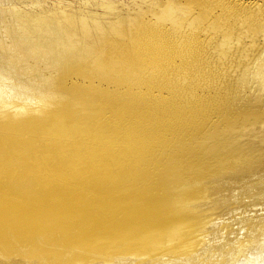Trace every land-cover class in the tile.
<instances>
[{
	"label": "rangeland",
	"instance_id": "374dc122",
	"mask_svg": "<svg viewBox=\"0 0 264 264\" xmlns=\"http://www.w3.org/2000/svg\"><path fill=\"white\" fill-rule=\"evenodd\" d=\"M230 1L0 0V184L28 159L56 186L44 197L0 189V264H264V52L237 46L264 40V1L256 12ZM173 27L219 44L174 40ZM176 51L195 58V86L241 95L196 114L227 124L213 134L235 133L197 153L208 186L221 172L209 190L185 179L183 151L169 145L173 108L149 89L155 63ZM232 72L241 82L228 83Z\"/></svg>",
	"mask_w": 264,
	"mask_h": 264
},
{
	"label": "bare ground",
	"instance_id": "6f19581e",
	"mask_svg": "<svg viewBox=\"0 0 264 264\" xmlns=\"http://www.w3.org/2000/svg\"><path fill=\"white\" fill-rule=\"evenodd\" d=\"M230 0H228L229 2ZM232 1H240V0H232ZM259 1L262 2V0H249L248 3H247V6L250 7L249 9H251L252 11L256 12L257 10H259L258 8L260 7L261 8V5L259 4ZM264 1V0H263ZM227 2V0H226ZM231 2V1H230ZM229 4V3H228ZM234 4V3H233ZM236 4V3H235ZM238 4V3H237ZM236 4V5H237ZM242 4V2L240 3ZM230 5V4H229ZM245 5V3H244ZM264 5V4H263ZM232 6V5H231ZM239 6V5H238ZM215 8V7H214ZM217 8V7H216ZM233 8V7H232ZM240 8V7H239ZM225 9V8H224ZM228 9V8H227ZM236 9V8H235ZM243 10V8H241ZM248 9V8H247ZM257 9V10H256ZM232 10V9H231ZM234 10V9H233ZM241 10V12L243 13V11ZM212 11V10H210ZM219 11V10H218ZM221 11V10H220ZM229 11V9H228ZM246 11V10H245ZM232 12V11H230ZM229 12V13H230ZM237 12V10H236ZM239 12V11H238ZM213 13V12H212ZM223 13V12H222ZM227 13V12H226ZM226 13L225 16H226ZM234 15V13H232ZM231 14V15H232ZM241 14V13H240ZM247 14V13H246ZM249 14V12H248ZM211 15V14H210ZM219 15V14H218ZM239 15V14H238ZM243 15V14H242ZM223 16V15H222ZM224 16V17H225ZM237 16V15H236ZM235 16V18H236ZM258 16V15H257ZM209 17V16H208ZM217 17V16H216ZM216 17L214 18V20H217ZM221 17V16H220ZM229 17V16H228ZM242 17V16H241ZM252 17V16H251ZM256 17V16H255ZM234 18V19H235ZM222 18H219V20ZM226 19V18H224ZM237 19V18H236ZM235 19V20H236ZM245 19V18H244ZM254 19V18H253ZM241 18L240 20H236V24L238 25L240 22H241ZM249 20H250V17H249ZM257 22L259 21L258 19H256ZM262 20V18H261ZM260 20V22H261ZM208 21V20H207ZM218 21V20H217ZM248 21V20H247ZM219 22V21H218ZM228 22V21H227ZM226 22V23H227ZM232 22V20H231ZM256 22V23H257ZM259 22V23H260ZM217 23V22H216ZM215 23V24H216ZM221 23V22H220ZM223 23V22H222ZM230 23V22H229ZM235 23V22H234ZM246 23V22H245ZM232 24V23H231ZM248 24V23H247ZM250 24V23H249ZM262 24V23H261ZM224 24H221L220 26H222ZM233 25V24H232ZM245 25V24H244ZM254 25V24H253ZM260 25V24H259ZM241 26V25H240ZM187 27V26H186ZM208 27V26H207ZM224 27V26H223ZM223 27L221 28V30H225L226 29H223ZM226 27V26H225ZM230 29H229V28ZM227 29L228 30H231V26L228 25ZM232 27H236V28H239L238 26H232ZM173 27V35H174V40H178V41H182L187 40V37H194V39L198 40V41H203V43L205 44V41H208V40H214L215 38V34H217V38H218V33H214V32H209L208 30L206 32H189L186 31L185 29H178V28H175ZM188 28V27H187ZM209 28V27H208ZM206 28V29H208ZM241 28V27H240ZM206 29H203L206 30ZM195 30V29H194ZM202 30V29H201ZM220 30V31H221ZM240 30V29H239ZM196 31V30H195ZM200 31V29H199ZM216 32V31H215ZM224 32V31H223ZM227 35H228V31L226 32ZM220 34V33H219ZM222 34V32H221ZM224 35V33H223ZM233 36V35H232ZM231 36V37H232ZM221 37V36H220ZM225 37V36H224ZM184 38V39H183ZM215 38V39H217ZM223 38V37H222ZM234 38V37H233ZM193 39V40H194ZM236 39V37L234 38ZM250 39V38H249ZM190 40V39H189ZM240 39H238L237 42L238 45L237 46H240V47H249L250 49H253L255 52H264V40H261V41H258L256 43H251L249 40H245V41H242V43L239 41ZM215 41V40H214ZM220 41V40H219ZM233 41V40H232ZM256 41V39H255ZM186 42V41H184ZM193 42V41H192ZM209 42V41H208ZM216 42V41H215ZM236 42V41H235ZM177 43V42H176ZM181 42H179L180 44ZM189 43V41H188ZM188 43L186 44L188 46ZM195 43V42H194ZM202 43V42H201ZM201 43H198V44H201ZM217 43V42H216ZM178 44V45H179ZM209 44V43H208ZM215 44V43H214ZM219 44V43H217ZM176 45V44H175ZM182 45V44H181ZM185 45V44H184ZM192 46V44H189ZM194 45V44H193ZM203 45V44H201ZM213 45V44H212ZM190 46V47H191ZM196 46L197 45V42H196ZM221 46V44H220ZM231 46V45H230ZM184 47V46H183ZM205 47V46H204ZM207 47V46H206ZM210 47V45L208 46ZM238 47V48H240ZM186 48V47H184ZM192 48V47H191ZM198 48V47H197ZM236 48V47H235ZM176 49V48H175ZM199 49V48H198ZM207 49V48H206ZM215 49V47H214ZM241 49V48H240ZM248 49V48H247ZM180 50V48H179ZM178 50V51H179ZM203 50V49H202ZM219 50V49H217ZM182 51V49H181ZM187 50H185L186 52ZM196 51V50H195ZM200 51V50H199ZM210 51V50H209ZM214 51V50H212ZM226 51V50H225ZM191 52V51H190ZM194 52V51H193ZM207 52V51H206ZM205 52V53H206ZM177 53V51H176ZM211 53V51H210ZM209 53V54H210ZM171 54V53H170ZM198 54V53H197ZM202 54V53H201ZM208 54V53H207ZM220 54V53H219ZM228 54V53H227ZM179 55L178 53L177 54H174V55H169L168 57H164V55L162 56V58L158 59V61L155 63L153 69L151 70V74H150V93L153 97V99L157 100V101H161V102H164L166 103L167 105H169L170 107L172 106V115H168L166 114L170 119H171V123L173 125V133H170V142H169V145L170 146H173L175 147L177 150L179 151H183L182 152V162H181V166L184 170V172L186 173L185 175V179L187 180V176L188 174L191 175L192 177V182L195 183V186L199 189H205V190H209L210 188L212 187H217V186H221V183H222V176H221V172L220 170H218L217 168L214 169L213 173L211 174L210 176V182L212 181L213 183V186L209 185L208 186V177H209V173H203L201 172L200 170L202 168L199 169L198 165L197 166H194L193 164L195 163L196 159H197V153L199 151H201L200 149H202L204 147L205 144H208L210 143L211 141H216V139H220V138H227V137H230V136H233V134L235 133H231V131H224L223 133H216V134H213L215 132V130L218 128V129H224V126L226 123L220 125V123H218V117L220 116H203L202 118L200 119H196L198 118L196 116V114L199 112L200 114V111L202 110H205L206 107H202V103H206L207 100H211L210 102L213 101V103H217L218 102H222L223 104H227V102H237L238 100V90L237 91H231V88L230 87H227L225 88V90H223V88L220 86L222 84L219 85V82L217 85H211V87H199V86H195L193 84L194 82V79H193V82H192V78L193 76L191 75V72L189 74L190 71H187L188 70V67H189V64L188 62L190 61L189 60V57L188 56H182L180 54V56H177ZM190 55V54H189ZM193 55V54H191ZM200 55V53L198 54ZM217 55V54H215ZM194 57H196L194 55ZM202 57V56H201ZM214 57V55L212 56V58ZM216 57V56H215ZM221 57V56H220ZM223 57V56H222ZM198 58V57H197ZM196 58V59H197ZM211 58V59H212ZM217 58V57H216ZM254 58V57H253ZM195 59V58H194ZM194 59H191L190 62H192V60ZM201 59V58H200ZM204 59H207V56H204ZM218 59V58H217ZM246 59V58H245ZM198 60V59H197ZM201 60V61H202ZM208 60V59H207ZM215 60V59H214ZM257 60V59H256ZM195 61V60H194ZM193 61V63H194ZM199 61V60H198ZM197 61V62H198ZM201 61L199 63H201ZM206 61V60H204ZM203 61V62H204ZM208 62V61H207ZM212 62V61H211ZM216 62V61H215ZM218 62V61H217ZM219 62H220V59H219ZM196 63V61H195ZM214 63V62H213ZM204 64V63H203ZM211 64V63H210ZM215 64V63H214ZM194 65V64H193ZM207 65V63H206ZM205 65V66H206ZM227 65V64H226ZM252 65V64H251ZM212 66V65H211ZM224 66V64H223ZM229 66V65H228ZM227 66V67H228ZM231 66V65H230ZM233 66V64H232ZM231 66V68H232ZM191 67V65H190ZM207 67V66H206ZM213 67H215L213 65ZM236 67V66H234ZM234 67L232 69H234ZM243 67V66H242ZM194 68V66L192 67ZM191 68V69H192ZM225 68V67H224ZM241 68V67H240ZM187 69V70H186ZM195 69V68H194ZM197 69V68H196ZM195 69V70H196ZM207 69V68H206ZM213 69V68H212ZM237 69V68H236ZM250 69V68H249ZM193 70V69H192ZM200 70V69H199ZM209 70V68L207 69ZM207 70L205 72H207ZM221 70V69H220ZM235 71V70H234ZM233 71V72H234ZM200 72V71H199ZM198 72V73H199ZM204 72V70H203ZM232 72V74L230 73L229 74H226L227 76L229 75V82L230 84H234V83H237V82H241V79L242 77L238 74H234ZM236 72V71H235ZM242 73V72H241ZM195 74V73H194ZM208 74V73H207ZM211 74V72L209 73ZM218 74V73H217ZM217 74L215 73L216 75V78H217ZM234 74V75H233ZM197 75V74H196ZM199 75V74H198ZM206 75V74H205ZM212 75V74H211ZM214 75V74H213ZM215 75L213 76L215 78ZM219 75V74H218ZM221 75V74H220ZM201 76V74L199 75V77ZM204 77V75H202ZM201 76V77H202ZM219 77V76H218ZM219 78H223V77H219ZM225 78V77H224ZM260 78V76H259ZM198 79V78H197ZM201 79V78H199ZM208 79V77H207ZM218 79V78H217ZM227 79V78H226ZM204 80V79H203ZM202 80V81H203ZM163 81H168L169 84L167 83L166 85H162V82ZM197 81V80H195ZM208 81V80H207ZM211 81H214V80H211ZM221 81V80H220ZM225 81V80H224ZM256 81V79H254V82ZM260 81V79H259ZM250 82V81H249ZM223 83V82H222ZM226 83V82H225ZM259 83V82H258ZM197 84V83H196ZM203 84V83H201ZM197 85H200V84H197ZM205 85V84H203ZM207 85V84H206ZM205 85V86H206ZM208 85H209V82H208ZM229 85V84H228ZM227 86L224 84V87ZM230 86V85H229ZM227 89V90H226ZM245 91V90H244ZM241 94V93H240ZM258 95V93H257ZM241 97V95H239ZM245 96V95H243ZM250 96V94H249ZM255 96V95H254ZM246 98H243L242 101L246 102V100H249L251 99V97H248V96H245ZM237 98V99H236ZM80 100V99H79ZM240 100V99H239ZM206 101V102H205ZM210 102H207V103H210ZM240 102V101H239ZM238 102V103H239ZM243 102V103H244ZM250 102V101H249ZM221 103V104H222ZM242 103V102H241ZM201 104L200 107H202V109H200L198 107V105ZM229 104V103H228ZM234 104V103H232ZM231 103L229 105H232ZM245 104V103H244ZM248 104V103H247ZM217 104H215L216 106ZM219 105V104H218ZM238 105V104H237ZM240 105V104H239ZM221 106V105H219ZM227 106V105H226ZM230 107V106H229ZM217 108V107H216ZM234 109L235 111V107L233 108H229V111L232 112V110ZM242 109V108H241ZM83 110V109H82ZM217 110V109H216ZM213 111V109L211 110ZM210 111V112H211ZM221 111V110H220ZM224 112L222 114H226V116L230 113V112ZM233 111V112H234ZM238 111V110H236ZM209 112V114H210ZM217 112V111H216ZM223 112V111H222ZM241 112V110H240ZM239 112V113H240ZM245 111H243L242 113H244ZM238 113V112H237ZM42 114H45L43 113L42 111L38 112V116L39 115H42ZM213 114V113H212ZM218 114H219V111H218ZM221 114V113H220ZM222 114H221V117H222ZM22 115H28V111H24V113ZM48 115V114H46ZM24 116V117H25ZM196 116V117H195ZM202 116V114H201ZM200 116V117H201ZM18 116H16L17 118ZM20 117V116H19ZM41 117V116H40ZM18 119V118H17ZM50 119V118H49ZM23 119H21L22 121ZM25 120V119H24ZM12 121H15V119H13ZM17 122V121H16ZM23 122V121H22ZM48 122V121H47ZM232 122V121H230ZM20 123V122H19ZM27 123V125L30 124V122H25ZM51 123V122H50ZM18 124V122H17ZM22 124V123H21ZM52 124V123H51ZM258 124V126L260 127L261 126V123H259V121H256L253 125H256ZM23 125V124H22ZM31 125V124H30ZM49 125V123H48ZM48 125H45L48 129H50V127ZM227 125V124H226ZM228 125H237L238 128L240 129V131H247V126L246 125H240L238 123H230ZM21 126V125H20ZM52 126V125H51ZM32 127V126H30ZM105 127V126H104ZM258 127V128H259ZM61 128V127H60ZM108 128V127H107ZM111 128V127H110ZM236 128V127H235ZM257 128V129H258ZM255 129V130H257ZM122 130V129H121ZM125 130V129H124ZM69 131V130H68ZM108 131V130H107ZM120 131V130H119ZM220 131V130H219ZM217 131V132H219ZM240 131H237L236 133L240 132ZM94 132V131H93ZM106 132V131H105ZM108 133V132H107ZM63 134V133H62ZM242 136H238V137H243V134H241ZM250 136V134H247ZM237 137V139H238ZM252 138V137H250ZM235 139V137L233 138ZM236 139V140H237ZM244 139V138H243ZM242 139V140H243ZM248 139V138H247ZM254 139V138H253ZM234 143V142H233ZM228 146V145H227ZM212 148V147H211ZM184 149L187 151H184ZM226 153L224 152H218L216 154H214L213 156L210 155L209 157L212 158L213 160H222V157L223 155H225ZM201 155V153H200ZM18 163H23L22 165H20L19 169H10V168H7V171H6V182L4 184H0V189L1 190H5L9 193H13V194H16L18 196H22V197H26V196H29V197H34L36 195H39V196H46L50 193V190H53V188H55L56 186H52V187H48L46 186V183L44 181V179L42 180L37 172L35 170H30L28 169V167L31 165V162L26 159V160H23V161H18ZM212 164H214L215 166H219L221 165L220 162H213ZM56 167V166H55ZM181 168V169H182ZM58 170H61L59 169V167H57V171ZM206 172V171H205ZM108 180V179H107ZM107 180H104L102 185H108L109 184V181ZM188 181V180H187ZM97 184V183H95Z\"/></svg>",
	"mask_w": 264,
	"mask_h": 264
}]
</instances>
